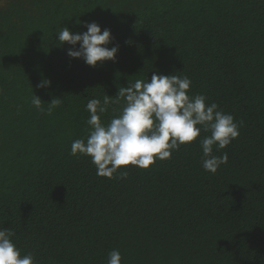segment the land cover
Wrapping results in <instances>:
<instances>
[{"label":"trees","instance_id":"1","mask_svg":"<svg viewBox=\"0 0 264 264\" xmlns=\"http://www.w3.org/2000/svg\"><path fill=\"white\" fill-rule=\"evenodd\" d=\"M91 22L110 30L114 61L91 67L58 45L61 28ZM153 72L189 77L190 96L243 121L213 148L228 154L216 174L202 168L204 131L126 179L70 154L90 99ZM0 228L35 264H106L113 249L121 264H264V0H0Z\"/></svg>","mask_w":264,"mask_h":264},{"label":"clouds","instance_id":"2","mask_svg":"<svg viewBox=\"0 0 264 264\" xmlns=\"http://www.w3.org/2000/svg\"><path fill=\"white\" fill-rule=\"evenodd\" d=\"M87 31L72 33L63 27L55 34L58 45L65 42L72 47L67 51L70 58H81L88 66L95 67L115 59L117 46L109 48L112 40L109 29L101 31L96 22L84 23ZM79 44L78 49L76 45ZM50 85L43 80L38 88ZM191 80L187 76L164 75L153 72L150 80H136L127 87L119 88L116 100L105 95L103 103L99 99H90L85 110L89 113L86 120L88 135L75 139L70 148L73 156H85L94 165L97 176L108 179H126L129 165L147 170L157 160L171 158L174 151L182 145L196 141L201 131L210 133L199 141L202 151V168L216 174L221 165L228 162V154L213 155L226 148L240 135L243 121H235L233 115L219 110L213 102L206 103L203 94L190 96ZM124 100V106L118 115L104 124L101 114L108 111L110 103ZM41 99L33 95L31 104L37 111L43 112ZM62 100L53 98L48 114L59 107ZM119 171L118 176L114 174ZM15 235L10 228H0V264H35L34 255L21 250L13 242ZM119 249L108 253L106 264H121Z\"/></svg>","mask_w":264,"mask_h":264}]
</instances>
